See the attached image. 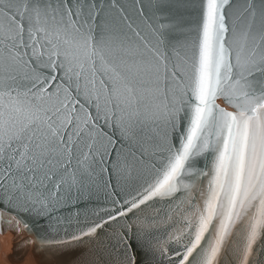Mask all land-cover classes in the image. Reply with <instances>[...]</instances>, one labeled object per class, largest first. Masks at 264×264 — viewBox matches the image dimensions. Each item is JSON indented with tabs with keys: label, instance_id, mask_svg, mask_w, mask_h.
Masks as SVG:
<instances>
[{
	"label": "snow or ice",
	"instance_id": "obj_1",
	"mask_svg": "<svg viewBox=\"0 0 264 264\" xmlns=\"http://www.w3.org/2000/svg\"><path fill=\"white\" fill-rule=\"evenodd\" d=\"M9 229L50 264H264V0H0Z\"/></svg>",
	"mask_w": 264,
	"mask_h": 264
},
{
	"label": "bare ground",
	"instance_id": "obj_2",
	"mask_svg": "<svg viewBox=\"0 0 264 264\" xmlns=\"http://www.w3.org/2000/svg\"><path fill=\"white\" fill-rule=\"evenodd\" d=\"M34 246L35 236L28 231L23 229L19 233L10 229L0 231V264H38L35 260L37 254ZM61 258L62 255L56 259L61 263ZM63 263L66 264V261Z\"/></svg>",
	"mask_w": 264,
	"mask_h": 264
},
{
	"label": "water",
	"instance_id": "obj_3",
	"mask_svg": "<svg viewBox=\"0 0 264 264\" xmlns=\"http://www.w3.org/2000/svg\"><path fill=\"white\" fill-rule=\"evenodd\" d=\"M34 247V250L37 254V259H35L36 262L38 264H50V261L53 259L52 255L47 250L41 249L36 242ZM84 247L85 245L69 246V249L64 255H62L63 258H61V263L58 262V264H64V261H66V264H72V262L81 254V251ZM20 250L21 254H23L21 247Z\"/></svg>",
	"mask_w": 264,
	"mask_h": 264
}]
</instances>
